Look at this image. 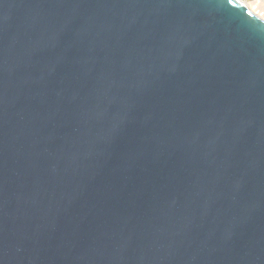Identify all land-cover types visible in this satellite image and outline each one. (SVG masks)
<instances>
[{
	"label": "water",
	"instance_id": "1",
	"mask_svg": "<svg viewBox=\"0 0 264 264\" xmlns=\"http://www.w3.org/2000/svg\"><path fill=\"white\" fill-rule=\"evenodd\" d=\"M0 264H264V22L0 0Z\"/></svg>",
	"mask_w": 264,
	"mask_h": 264
},
{
	"label": "rangeland",
	"instance_id": "2",
	"mask_svg": "<svg viewBox=\"0 0 264 264\" xmlns=\"http://www.w3.org/2000/svg\"><path fill=\"white\" fill-rule=\"evenodd\" d=\"M246 3L250 4L251 6H257L258 8L256 9L257 11H259L264 19V0H243ZM257 3V4H256ZM260 4V5H259Z\"/></svg>",
	"mask_w": 264,
	"mask_h": 264
},
{
	"label": "bare ground",
	"instance_id": "3",
	"mask_svg": "<svg viewBox=\"0 0 264 264\" xmlns=\"http://www.w3.org/2000/svg\"><path fill=\"white\" fill-rule=\"evenodd\" d=\"M241 4H243L248 10H250L255 16H257L262 22H264V19L261 15V13L259 11H257L256 9L258 8L257 6H251L250 4L246 3L243 0H238ZM263 1V0H262ZM257 4V3H256ZM260 5V4H259Z\"/></svg>",
	"mask_w": 264,
	"mask_h": 264
},
{
	"label": "snow or ice",
	"instance_id": "4",
	"mask_svg": "<svg viewBox=\"0 0 264 264\" xmlns=\"http://www.w3.org/2000/svg\"><path fill=\"white\" fill-rule=\"evenodd\" d=\"M226 2H227L228 4H230V5H233V4H234V0H226ZM249 15H251V14L249 13Z\"/></svg>",
	"mask_w": 264,
	"mask_h": 264
}]
</instances>
